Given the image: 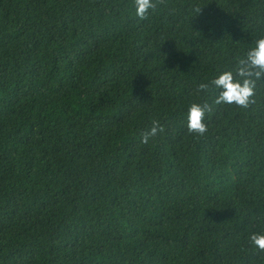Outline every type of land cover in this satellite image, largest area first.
<instances>
[{"label": "trees", "instance_id": "trees-1", "mask_svg": "<svg viewBox=\"0 0 264 264\" xmlns=\"http://www.w3.org/2000/svg\"><path fill=\"white\" fill-rule=\"evenodd\" d=\"M153 3L0 0V264H264V0Z\"/></svg>", "mask_w": 264, "mask_h": 264}, {"label": "clouds", "instance_id": "clouds-1", "mask_svg": "<svg viewBox=\"0 0 264 264\" xmlns=\"http://www.w3.org/2000/svg\"><path fill=\"white\" fill-rule=\"evenodd\" d=\"M136 15L140 19H144L146 13L155 7L153 0H134ZM264 77V38L255 42V46L251 48L243 59L238 61L236 68V78L231 71L220 74L211 84L219 89V95L214 100V104L236 105L238 107H247L250 98L254 94L256 82ZM208 85L201 84L199 91H207ZM209 105L192 104L187 114V130L189 133L203 135L206 132V126L203 123L205 112L209 111ZM163 131L162 128L159 129ZM157 132V124L153 122L152 128L142 134V143H147L149 137L155 136ZM250 241L254 247L264 251V235L253 234Z\"/></svg>", "mask_w": 264, "mask_h": 264}]
</instances>
